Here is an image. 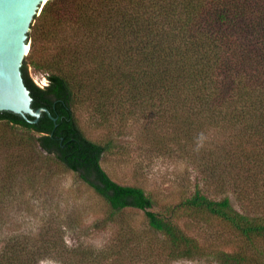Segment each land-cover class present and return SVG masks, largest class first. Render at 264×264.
I'll return each mask as SVG.
<instances>
[{
	"label": "trees",
	"instance_id": "1",
	"mask_svg": "<svg viewBox=\"0 0 264 264\" xmlns=\"http://www.w3.org/2000/svg\"><path fill=\"white\" fill-rule=\"evenodd\" d=\"M28 42L22 74L32 106L56 119L42 111L31 122L0 110V221L10 193L53 164L104 201L105 222L143 211L157 237L147 238V251L163 264L209 253L221 264H264V0H47ZM30 66L45 73L46 85ZM80 109L103 138L84 132ZM139 122L149 146L186 152L205 187L156 209L161 203L144 187L113 178L103 160L123 153L119 139ZM183 218L215 220L224 230L207 243L186 231ZM50 240L12 235L0 264L57 256ZM134 241L120 250L131 255Z\"/></svg>",
	"mask_w": 264,
	"mask_h": 264
},
{
	"label": "rangeland",
	"instance_id": "2",
	"mask_svg": "<svg viewBox=\"0 0 264 264\" xmlns=\"http://www.w3.org/2000/svg\"><path fill=\"white\" fill-rule=\"evenodd\" d=\"M29 72L38 85L47 84L45 73L32 66ZM78 117L81 128L89 137L103 138L105 130L93 125L89 112L80 109ZM136 126L139 127L137 130L119 139V144L124 146L123 153L114 152L103 160L104 167L113 178L144 187L157 199V203H161L156 209L162 208L165 202L179 201L185 191H194L197 185L205 187V175L190 162L186 152L176 148L159 152L141 138L143 123ZM211 189L209 191L215 193ZM10 195L12 201L2 209L0 248L12 235H33L43 236L45 240L52 237L58 244L59 250H52L57 256L45 257L40 264H117L114 259L118 255L114 253L120 251L123 264H163L162 256L155 253L151 256L147 251L145 243L150 234L144 212L129 209L125 211V221L105 222L104 201L71 170L57 168L53 164L36 168L31 182L17 187ZM233 202L238 208H248L235 198ZM180 224L189 234L207 243L212 235L224 230L215 220L183 218ZM129 237L135 238V247H138L131 255L124 249L120 250L121 242ZM150 237L157 240L155 235ZM169 264L221 263L209 253L179 258Z\"/></svg>",
	"mask_w": 264,
	"mask_h": 264
},
{
	"label": "water",
	"instance_id": "3",
	"mask_svg": "<svg viewBox=\"0 0 264 264\" xmlns=\"http://www.w3.org/2000/svg\"><path fill=\"white\" fill-rule=\"evenodd\" d=\"M47 0H0V110L21 114L36 122L42 111L56 119L47 107L34 108L22 65L30 43L28 33L36 14ZM28 114L34 116L28 118Z\"/></svg>",
	"mask_w": 264,
	"mask_h": 264
}]
</instances>
